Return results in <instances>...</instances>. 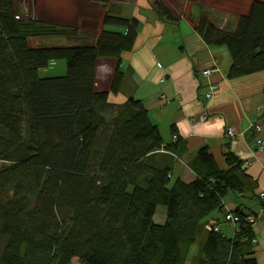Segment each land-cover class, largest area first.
<instances>
[{
    "label": "trees",
    "instance_id": "obj_1",
    "mask_svg": "<svg viewBox=\"0 0 264 264\" xmlns=\"http://www.w3.org/2000/svg\"><path fill=\"white\" fill-rule=\"evenodd\" d=\"M153 11L176 21L162 1ZM137 28L135 18L107 13L94 46L32 48L30 39L74 40L77 29L24 18L0 0V264H185L196 245L191 264H256L252 212L229 213L238 217L230 239L204 229L224 214L225 197L252 193L243 162L228 152L220 170L203 147L187 165L194 179L171 184L181 140L164 145L140 101L109 100L121 89L118 65L108 92L95 90L97 60L119 64ZM195 32L227 49L229 80L264 72V0L252 1L233 32L204 18ZM57 60L63 77H38ZM158 206L166 208L162 225L154 223Z\"/></svg>",
    "mask_w": 264,
    "mask_h": 264
},
{
    "label": "crops",
    "instance_id": "obj_2",
    "mask_svg": "<svg viewBox=\"0 0 264 264\" xmlns=\"http://www.w3.org/2000/svg\"><path fill=\"white\" fill-rule=\"evenodd\" d=\"M12 1L22 17L75 28L77 37L74 40L86 33V37H90L84 44L92 46L107 13L138 21L134 47L121 55L119 64L114 58L97 60L95 90L108 92L118 65L124 74L121 89L109 100L117 104L128 97L140 101L150 122L158 128L164 145H169L173 136L181 140L179 156L173 160L175 172L172 171V176L174 174L176 179L186 183L194 179L187 165L203 147L208 149L220 170L227 169L224 155L228 152L243 164L247 163L242 169L253 184L250 183L252 193L249 186L244 196L225 197L224 214L213 213L212 218L217 220L219 231L230 239L233 232L223 219L225 214L240 208L245 214L256 215L252 250L256 264H264V210L261 208V203L264 205V72L229 80L227 72L231 61L227 49L207 46L195 32L200 18L217 29L233 32L238 17L247 14L255 0H105L106 9L91 0ZM156 1L166 5L176 20L174 24L165 23L156 16L153 11ZM123 12L127 15L122 16ZM53 38H62L68 46H74L70 38ZM44 39H30L28 45L32 48L67 47L42 45ZM215 65L217 72L208 77L202 75ZM209 85L217 86V91L205 101ZM205 114L206 120L201 122ZM254 126L259 127L258 132ZM228 127L236 132L233 140L225 137ZM257 139L263 141L261 151L256 150ZM164 220L165 216L159 220L154 216L157 225H162ZM196 254L191 248L185 264H191Z\"/></svg>",
    "mask_w": 264,
    "mask_h": 264
},
{
    "label": "rangeland",
    "instance_id": "obj_3",
    "mask_svg": "<svg viewBox=\"0 0 264 264\" xmlns=\"http://www.w3.org/2000/svg\"><path fill=\"white\" fill-rule=\"evenodd\" d=\"M123 15H127L126 12H123L122 16ZM33 19H35V18H33ZM49 19H51V18H49ZM85 34H82L81 36H79V39H76L77 41L76 40H71L70 42L73 43L74 45L76 43H80L81 44V43L87 42L90 36L87 35L88 37H86ZM79 40H82V41H79ZM41 44L42 45H47V44L57 45L58 44V45H64V46H68L69 45L62 38H46V39H44V41H41ZM215 67H217V66L215 65L214 68ZM212 69H208V70H212ZM65 72H66L65 61L64 60H57V61L49 64L46 68L40 69L38 71L37 75L41 79H43V78H58V77H63L65 75ZM206 77H208V76H206ZM111 98H113V97H111ZM174 165H175V163L172 164V171L174 170V172H175ZM175 180H176V177L173 174L172 180H171V184ZM228 196H233V195L229 194ZM165 214H166V208L164 206H158L156 208V211H155V219L159 220L160 217H164ZM192 250L197 251L198 248L196 246H193ZM72 264H78L77 260H73Z\"/></svg>",
    "mask_w": 264,
    "mask_h": 264
},
{
    "label": "built area",
    "instance_id": "obj_4",
    "mask_svg": "<svg viewBox=\"0 0 264 264\" xmlns=\"http://www.w3.org/2000/svg\"><path fill=\"white\" fill-rule=\"evenodd\" d=\"M217 71H218V69H217V67H215L212 70H205V71H203L202 72V75L206 77V76H209L211 73L217 72ZM216 90H217V87L215 85H209L208 90H207V92L204 95V100L205 101L210 100V98L212 97V95L214 94V92ZM205 120H206V116L204 115V116L201 117V122H203ZM254 130L258 132L259 131V127L258 126H254ZM225 137H226V139L233 140V138L235 137V134H234L232 128H227L226 129ZM172 140H173V137H172ZM255 146H256V150L257 151H261L263 149V141H262V139H257L255 141ZM245 166H247V163H244L243 164V167H245ZM224 220L226 222H228V224L229 223L234 224V223H236L238 221V217L235 216V215H232V214H229L228 213L225 216ZM248 221H249L250 224H253L255 222V218L253 216H250L249 219H248ZM204 229L206 231H208V232H211V231L218 232L217 221L214 220V219L207 220V222L205 223ZM251 243L254 244L255 241L252 240Z\"/></svg>",
    "mask_w": 264,
    "mask_h": 264
},
{
    "label": "bare ground",
    "instance_id": "obj_5",
    "mask_svg": "<svg viewBox=\"0 0 264 264\" xmlns=\"http://www.w3.org/2000/svg\"><path fill=\"white\" fill-rule=\"evenodd\" d=\"M228 128H230V127H228ZM233 130V129H232ZM226 132V131H225ZM233 132H234V134H235V136H236V132L233 130ZM213 219V218H212ZM248 219H249V217L246 219V221L247 222H249L248 221ZM238 222V221H237ZM237 222L236 223H234V224H231V223H229L228 225L232 228V232H233V235L237 232V229H236V227H237ZM255 241V240H254ZM255 244V243H254ZM253 244V245H254Z\"/></svg>",
    "mask_w": 264,
    "mask_h": 264
}]
</instances>
